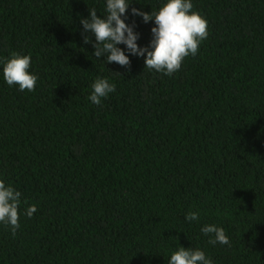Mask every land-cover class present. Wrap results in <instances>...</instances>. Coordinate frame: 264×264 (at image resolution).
Listing matches in <instances>:
<instances>
[{"label": "trees", "instance_id": "obj_1", "mask_svg": "<svg viewBox=\"0 0 264 264\" xmlns=\"http://www.w3.org/2000/svg\"><path fill=\"white\" fill-rule=\"evenodd\" d=\"M161 2L128 10L142 46L153 22L131 7ZM193 3L209 35L169 77L93 57L80 20L104 0H0V60L30 54L39 77L21 92L0 65V178L38 209L15 235L0 224V264H167L182 245L264 264V0ZM98 77L117 86L99 106ZM204 224L230 244L210 245Z\"/></svg>", "mask_w": 264, "mask_h": 264}, {"label": "clouds", "instance_id": "obj_2", "mask_svg": "<svg viewBox=\"0 0 264 264\" xmlns=\"http://www.w3.org/2000/svg\"><path fill=\"white\" fill-rule=\"evenodd\" d=\"M133 3L134 0H104V10L99 15L90 8L89 15L82 17L80 23L84 33L94 35L95 41L92 35H84V43H92L93 57L106 65L115 63L130 69V57L137 56L144 58L146 69L172 76L181 69L187 57H194L200 51L201 44L209 35L207 18L193 10V0H162L158 10L152 8L150 12L131 7L132 16L141 17L145 24L153 22L152 39L142 46L138 43L141 33L137 31V24L128 22V10ZM0 65L3 79L9 87L18 86L21 92L35 91L39 77L31 71L30 54L12 52L8 58L0 60ZM90 88L87 99L97 106L117 90L116 84L107 77L96 78ZM21 204V191L0 178V224L8 226L13 235L21 227V216L32 218L38 211L35 204L24 209H21ZM185 219L189 223L199 222L200 214L191 211ZM200 232L209 237L210 245L230 244L225 229L216 224H204ZM167 264H214V261L204 250L182 245L171 253Z\"/></svg>", "mask_w": 264, "mask_h": 264}]
</instances>
